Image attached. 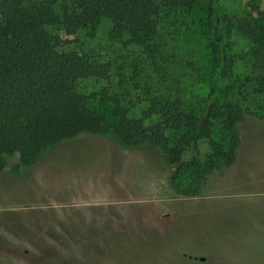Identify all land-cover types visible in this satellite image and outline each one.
<instances>
[{"label": "rangeland", "instance_id": "rangeland-1", "mask_svg": "<svg viewBox=\"0 0 264 264\" xmlns=\"http://www.w3.org/2000/svg\"><path fill=\"white\" fill-rule=\"evenodd\" d=\"M254 2L264 11V0H222L238 74L257 52L237 29L252 18ZM205 6L206 0H194L170 17L163 15V30L176 54L163 64L164 85L185 111L199 115L211 100L242 107L234 163H217L196 193L187 195L186 187L172 186V168L161 148L126 144L110 129L57 142L18 171V156H7L0 173V264H64L47 256L67 254L76 257L74 264L79 259L88 264H264V96L247 97L218 81L207 47ZM109 30L104 21L94 37L85 30L74 36L51 32L60 35L66 52L112 62L113 84L123 85L124 93L125 86L137 83L156 87L151 79L159 74L141 51L111 40ZM106 86L88 80L79 89L95 93L89 107L115 123L111 103L99 94ZM139 93L122 97L132 101V111L142 109ZM221 135L216 123L212 137L218 141ZM168 137L172 143L177 134ZM199 151L204 157L210 148L202 143Z\"/></svg>", "mask_w": 264, "mask_h": 264}, {"label": "trees", "instance_id": "trees-1", "mask_svg": "<svg viewBox=\"0 0 264 264\" xmlns=\"http://www.w3.org/2000/svg\"><path fill=\"white\" fill-rule=\"evenodd\" d=\"M193 2L0 0V173L7 156H18V171L57 142L107 129L126 144L149 142L161 148L172 168V186L186 187L187 195L196 193L217 163L231 166L240 145L237 124L244 114L242 107L237 102L211 100L199 115L185 111L181 99L165 90L168 75L163 64L176 54L170 51L163 15L170 17ZM252 5V18L237 29L250 37L257 52L254 61L245 63L241 74L236 73L238 55L233 54L235 43L224 25L222 0H206L204 8L209 32L207 47L218 81L236 86L247 97L251 93L264 96V65L258 64L264 62V11L258 2ZM104 21L110 25L111 40L141 51L151 69L159 74L151 79H156V87L149 82L137 83L130 89L125 86L128 91L124 93L123 85L113 84L112 62L66 52L61 49L64 42L60 35L51 32L74 36L85 30L94 37ZM176 21L177 18L173 24ZM88 80L109 85L99 94L111 103L115 123H109L103 114L89 107L96 94L88 95L79 89V84ZM136 91L144 98L139 112L132 111V101L122 98ZM153 119L157 121L146 126ZM216 123L222 128L218 141L212 137ZM169 133L177 134L172 143ZM202 143L210 148L204 157L199 151ZM47 258L64 264L77 260L68 254ZM79 260L77 264H88Z\"/></svg>", "mask_w": 264, "mask_h": 264}]
</instances>
